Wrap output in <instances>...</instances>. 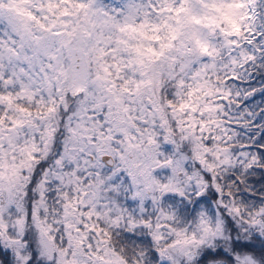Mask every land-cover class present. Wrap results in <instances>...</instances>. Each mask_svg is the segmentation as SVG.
<instances>
[{
	"label": "snow or ice",
	"instance_id": "snow-or-ice-1",
	"mask_svg": "<svg viewBox=\"0 0 264 264\" xmlns=\"http://www.w3.org/2000/svg\"><path fill=\"white\" fill-rule=\"evenodd\" d=\"M0 264H264V0H0Z\"/></svg>",
	"mask_w": 264,
	"mask_h": 264
}]
</instances>
